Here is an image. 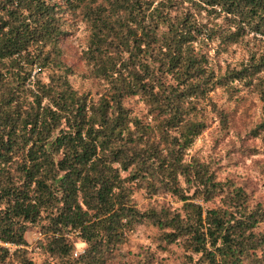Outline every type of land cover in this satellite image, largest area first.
<instances>
[{
    "label": "trees",
    "instance_id": "obj_1",
    "mask_svg": "<svg viewBox=\"0 0 264 264\" xmlns=\"http://www.w3.org/2000/svg\"><path fill=\"white\" fill-rule=\"evenodd\" d=\"M80 25L96 97L65 62ZM236 45L246 57L216 66ZM263 82L264 0H0V264H109L138 223L179 264H264V201L185 158L211 123L226 128L214 90L264 102Z\"/></svg>",
    "mask_w": 264,
    "mask_h": 264
},
{
    "label": "rangeland",
    "instance_id": "obj_2",
    "mask_svg": "<svg viewBox=\"0 0 264 264\" xmlns=\"http://www.w3.org/2000/svg\"><path fill=\"white\" fill-rule=\"evenodd\" d=\"M85 39L86 32L82 25L66 37L63 42L65 62L73 67V73L69 76L72 88L96 97L102 91V86L90 76L88 65L83 59ZM246 55V48L236 45L214 62L216 66L223 68L225 63L236 64ZM262 85L264 91V82ZM212 97L217 106L228 114L226 128L218 121L211 123L195 138L185 158H210L219 168L220 178L229 177L234 181L248 183L252 188V197L264 201V130L256 137L247 134L252 126L264 118L263 97L251 86H236L231 92L218 88L214 90ZM255 150L257 152L251 154ZM164 199L172 207L180 205V202H175L170 197ZM149 201L142 193L135 195V202L139 207L146 206ZM29 237L34 240V235L30 234ZM156 237L157 230L154 227L145 223L135 224L128 232L117 259L109 264H133L143 255H150L152 264H179L181 248L174 244L157 245ZM14 248L15 246H9V251ZM81 250L82 245L76 243L72 255L79 254ZM34 256H37L36 253Z\"/></svg>",
    "mask_w": 264,
    "mask_h": 264
},
{
    "label": "built area",
    "instance_id": "obj_3",
    "mask_svg": "<svg viewBox=\"0 0 264 264\" xmlns=\"http://www.w3.org/2000/svg\"><path fill=\"white\" fill-rule=\"evenodd\" d=\"M2 245H3V246H6L8 250H9V246H13V245H11V244H7V243H3ZM74 254H76V253H74Z\"/></svg>",
    "mask_w": 264,
    "mask_h": 264
}]
</instances>
